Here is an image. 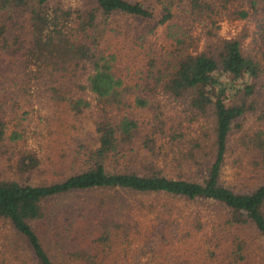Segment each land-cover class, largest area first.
<instances>
[{
    "label": "trees",
    "instance_id": "1",
    "mask_svg": "<svg viewBox=\"0 0 264 264\" xmlns=\"http://www.w3.org/2000/svg\"><path fill=\"white\" fill-rule=\"evenodd\" d=\"M215 1L190 0L186 26L163 51L145 33L134 35L146 61L133 86L116 75V56L104 43L119 34L116 17L151 22L148 32L172 21L163 0H0V172L9 174L0 175V264H59L34 229L53 224L46 203L109 189L213 201L234 231L229 256L237 263L246 262L242 233L264 244V182L240 193L222 181L235 132L238 159L264 176V0H220L221 9L236 2L235 18L254 23L248 52L239 40L221 38L213 22L193 35L192 25L218 14ZM232 79L244 84L235 94ZM162 97L183 111H163ZM250 118L255 129L245 128ZM144 157L168 160L171 172L143 164ZM51 175L58 180H34ZM107 213L83 216L94 225L95 248L62 234L71 223L58 229L63 264H97L94 249L126 234Z\"/></svg>",
    "mask_w": 264,
    "mask_h": 264
},
{
    "label": "rangeland",
    "instance_id": "2",
    "mask_svg": "<svg viewBox=\"0 0 264 264\" xmlns=\"http://www.w3.org/2000/svg\"><path fill=\"white\" fill-rule=\"evenodd\" d=\"M163 1L171 6L173 20L164 26L155 28L153 32H148L153 26L151 22L138 23L133 19L116 17L115 24H112L116 27L119 22L118 28L116 27L119 34L110 35L111 41L104 43V47L109 48V52L115 54L114 72L127 85L134 86L139 82L140 71L144 70L146 61L145 46L132 42L134 35L138 31L145 33L149 38L148 43H156L154 49L163 51L164 48H170L180 27L186 26L190 0ZM154 3L156 12L162 15L163 6L157 2ZM214 4L218 14L210 20H202L192 25L193 35L203 36L207 25H210L208 22H213L215 27H219L218 34L221 38L239 40L245 52L254 48L255 25L250 20L235 18L234 11L237 3L234 2L226 9H221L223 2L220 0H216ZM228 83L232 94H235L237 89L244 88V84L238 85L233 79ZM159 100L161 109L169 114L180 113L184 109L179 101L169 97H162ZM133 111L132 116L142 122L143 113L137 108H133ZM253 119L255 118H250L245 128L255 129L257 127ZM201 123L205 127L211 125L210 119H204ZM238 137L239 133L235 132L231 138L230 150L222 172V181L236 192H249L264 182V176L253 172L247 166L245 159L241 161L238 159L240 155L236 146ZM165 152L170 155L169 158L172 157L173 152L169 148ZM161 157L163 159L164 155ZM142 160L143 164L158 165L167 174L172 170L167 165L168 160L166 159L167 162L152 157L148 159L144 157ZM0 175L9 174L0 172ZM45 178L34 177V180L37 183L58 180L55 175ZM46 207L52 213L51 228L34 224V229L40 238L48 243L51 256L59 264H63L64 252L58 244L59 238L56 232L59 228L62 229L71 223V229L65 228L62 231L64 236H71L77 242H81L84 247L90 245L95 248L98 245L94 242L97 240V234L91 236L90 233V230L94 231V225L90 226L83 217L88 211H95L103 218L108 212L127 229L126 234L119 233L114 236L109 248L105 247L101 250L98 246L94 249L97 264H264L263 241L251 231L242 233V237L247 240L244 253L246 262L237 263L230 258L234 231L221 221L222 209L213 201L202 199L186 201L165 195L136 194L125 190L109 189L69 193L48 201ZM67 229L68 232H66Z\"/></svg>",
    "mask_w": 264,
    "mask_h": 264
}]
</instances>
